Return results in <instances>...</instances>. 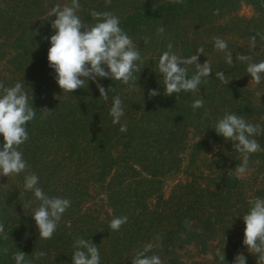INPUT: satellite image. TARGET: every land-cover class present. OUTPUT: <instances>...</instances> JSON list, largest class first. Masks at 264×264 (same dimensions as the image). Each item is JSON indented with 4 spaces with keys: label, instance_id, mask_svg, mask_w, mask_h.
Listing matches in <instances>:
<instances>
[{
    "label": "rangeland",
    "instance_id": "1",
    "mask_svg": "<svg viewBox=\"0 0 264 264\" xmlns=\"http://www.w3.org/2000/svg\"><path fill=\"white\" fill-rule=\"evenodd\" d=\"M13 1L20 3L18 9L23 12L30 10L29 5L23 4L24 0H0V15L2 8ZM87 1L88 6L98 12L115 6L114 11L120 13L119 7L123 6V0H111L109 5H106L105 0ZM117 3L120 5L116 6ZM238 3L236 9L222 12L215 19L203 18L204 23L201 22V27L197 31L194 30L196 24L194 28L186 26L188 28L182 29V34L189 35L186 41L180 38L177 41H182L180 42L183 44L182 48L185 44L189 45V54H185L181 48H173L172 51L181 58H188L197 54L198 48L203 47L204 53L199 55L198 63L202 64L207 60L213 73L223 72L225 79L219 82L238 92L240 102L234 106L240 108L243 106L242 103L249 104L252 110L246 120L264 126V120L261 119L264 117V79L259 85L252 82L246 72L248 62L237 59L239 54H245L252 57L251 62L264 60V39H261V35H264V10H257L258 8L245 0H240ZM60 5L63 7L65 4L62 2ZM84 8L83 6L79 12L82 19ZM49 10L42 9L41 16L49 17L47 15ZM10 13L14 11L10 10ZM14 14L19 17L18 13ZM88 23L94 24L95 21L90 18L86 20V24ZM180 23L184 25L182 21ZM4 25L0 17V29ZM17 27L18 25L7 36L15 37L19 33ZM208 27L210 30L207 31ZM7 36H2L0 31V82L10 87L16 82H24L20 80V75L14 68L16 59L12 58L19 57L22 49L15 48L18 40L13 37L5 39ZM252 36L256 37L254 49L250 47ZM213 37H220L227 42L228 51L233 55L231 65L225 61V52L215 49ZM22 58L21 54L18 59ZM192 66L194 68V65ZM139 67L142 68L143 75L149 73L148 68L144 70V65ZM148 76L150 81H158V85L160 81L163 82L162 76L157 72ZM140 81L148 86L144 76ZM226 81H229L228 84ZM120 83L118 81V84ZM132 85L130 83L119 88ZM137 88L135 86L134 91ZM209 90L210 88L207 91L200 89L199 92L203 91L207 95ZM260 92L262 94L258 98L257 94ZM227 97L231 96L225 95V98ZM110 104L111 99L106 107H110ZM221 106L223 107L218 111L219 117L232 107L224 102ZM208 112L209 110L205 109L199 116L203 117L204 113ZM109 118L112 120L111 117ZM204 122V119L199 120V123ZM207 133L208 129L202 125L195 128L189 126L181 148L161 154L163 158L166 156L162 166L163 172L154 177L142 171L137 164H133L134 171L128 166L125 168L126 162L121 161L119 169L115 170L116 165L113 166L114 170L107 174L106 180L98 181L96 179H98V169L101 168L99 161L101 158L99 155L93 156L90 149L89 152L83 153V157L91 158L88 162L76 164L77 169L69 165L65 169H52L48 173L51 176L45 171H39V166L35 167L31 163L32 160H28L30 170L35 174L40 172L42 179H39V186L44 192L48 196L69 199L71 206L62 215L53 234L56 236L55 242L47 243L45 241L49 239L39 237L35 221L25 220L21 224L18 222L17 217L31 215L39 204L31 191H25L24 174L0 176V223L4 225L5 232L10 228L16 229L15 238L21 241L20 248H24L25 260L31 261L32 264H72L73 243L77 237L90 239L97 245L100 264H131L136 251L147 243L155 245L148 255H159L163 264H234L238 253L245 256L246 264H257V256L251 254L243 245L242 231L245 226L242 215L248 211L251 200L256 197L264 198V151L250 154L247 172L239 174L235 167L241 162V154L235 152L230 160L227 158L231 149L230 144L225 145L224 142L206 139ZM119 134L120 131L112 127L107 129V137L111 139L107 147L115 158L119 157L120 153L121 155L125 153L123 149L125 141L119 137ZM255 139L264 149V134L256 136ZM20 150L22 151V148ZM22 152L25 158L24 151ZM220 157L222 162L219 160ZM43 160L41 159L39 164ZM257 160L260 161L258 165L255 163ZM115 171H121V175L120 173L116 175ZM108 180L113 186H109V189L106 184ZM45 183L48 192L45 190ZM83 185L85 188L82 187ZM63 186L66 188L63 189ZM118 186L120 190L116 192ZM111 192L121 199L114 201L113 208L106 200L107 196L112 195ZM187 209L193 211V216L187 222L189 232L183 234L184 229L175 225L176 215ZM114 210L120 217H128L127 224L122 225L119 231H113L109 227L110 221L115 217ZM136 211L141 212L138 218L141 224L134 220ZM165 230L166 234H164ZM61 236L64 239H60ZM38 251H43L46 255L36 260L35 253ZM221 256H224V260H221Z\"/></svg>",
    "mask_w": 264,
    "mask_h": 264
},
{
    "label": "trees",
    "instance_id": "2",
    "mask_svg": "<svg viewBox=\"0 0 264 264\" xmlns=\"http://www.w3.org/2000/svg\"><path fill=\"white\" fill-rule=\"evenodd\" d=\"M69 1L24 0L23 4L30 7L27 12L18 9L20 3L13 1L8 3L7 7L5 6L1 11V22L5 24L0 29L2 36H7L18 25L19 33L15 37L7 36L5 39L13 37L16 41L18 40L15 48L22 49L23 58L18 59L21 54L19 57H12L16 59L14 60L16 64L14 68L18 71L20 80L26 84L25 91L28 92L30 97L32 92V104L37 110L35 119L27 125L29 138L20 146L24 151V159L28 164V160H32L31 163L35 167L39 166V171H45L47 174L52 169H65L67 165L77 169L76 164L79 165L91 159L83 157V153L85 151L89 152L90 149L93 156L99 155V158H101L99 160L101 161V168L98 169V179H96L98 181L103 182L106 180L107 174L114 170L113 166L116 165L115 170H117L122 163L121 161L126 162L125 168L128 166L130 170L134 171L133 164H137L142 171L154 177L163 172L162 166L165 163L166 156L163 158L161 154L179 150L184 144L189 126L195 128L199 125L208 129L206 139L224 142L225 145L226 143L230 144L231 149L227 158L232 160V156L236 152L233 149L232 142L226 141L223 137L217 135L214 127L218 119L223 117H219L218 113L219 109L223 107L221 106L222 102L227 103V106H232L227 113H235L240 116L245 114L243 116L245 120L251 114L252 109H250L249 104L242 103L243 106L240 108L234 106L240 102L238 92L230 86L220 83V79L215 75L216 73L212 72L210 78L207 79L212 78L211 81L202 83L200 86L203 91L210 88L209 94L206 95L201 91L199 93L182 92L177 96H165L162 89L163 82L160 81L158 85V81H150L148 74L153 75L156 72L159 56L167 50L168 43H171L173 48H181L185 54H189V45L185 44L184 49L182 48L183 44H180L182 41H177L178 38L186 41L189 35L188 33L182 34V29L186 26L194 28L196 24L194 30L197 31L201 27V22L204 23L203 18L215 19L222 12L233 11L240 0H183L181 4H173L170 0H121L123 6L119 7L121 8L120 13L114 11L115 6L108 7L106 11L114 12L113 14L119 17L120 27L137 45L141 53V60L137 61V64L144 65V70L148 68L149 71L146 75L141 73L142 70L140 73H135L138 76V88L135 91V83L134 86L131 83L132 86L121 89L119 87L126 84H118V81L107 78H98L99 83L106 90L110 88V99L118 95L124 104L125 115L121 118L119 124L112 123L109 118L111 117L109 115L110 107L107 108V102L99 98V91L93 82L88 81L87 88L75 90L71 94L63 93L56 83L54 70L48 66L47 52L48 46H50L48 37L54 34V30L51 28L50 17H42L40 12L42 9L45 11L56 4H62V2L66 4ZM79 2L81 8L85 7L82 20L86 24V20L92 18L90 12L97 10L89 7L87 0H79ZM245 2L258 8L257 10H264V0H245ZM119 5L120 3H117L116 6ZM10 10L18 13L19 17L14 13L11 14ZM216 10H219L218 14H215ZM181 21L184 25H180ZM160 26L164 28L162 35L157 34V28ZM208 26H211V24H208ZM208 30H210L209 27ZM146 37L149 38L147 44L144 43ZM192 43L194 44V42ZM184 53H181V55ZM185 67L188 68L189 77L193 75L195 66L194 68L192 65H186ZM143 76L148 81L147 87L146 83L140 81ZM9 80H12V78H9ZM151 89L157 90L160 94L149 98L148 92ZM118 90H120L119 93ZM225 95L231 97L225 98ZM199 98L204 100V106L193 111L191 104ZM219 101L222 102L219 103ZM207 104L209 105L205 107ZM41 109L49 111L45 113L41 112ZM205 109L209 112L200 117L199 115ZM200 119H204L205 122L199 123ZM123 124H126L127 130L121 132L120 127ZM109 127L119 130V137L125 141L123 147L125 153L124 155L120 153L117 158L110 153L111 150L107 147L111 140L107 137ZM0 142H2V137H0ZM41 159L44 160L39 164ZM219 160L222 162V157ZM115 172L116 175L119 173L121 175V171ZM36 175L39 179H42L40 172ZM48 176L51 175L48 174ZM106 184L109 189L111 182L108 180ZM44 185L47 191V184ZM82 187L85 188V185ZM65 188L63 186V189ZM119 190V186L116 187V192ZM110 194L112 195L107 196L106 200L109 205L112 204L111 208H113L115 207L114 201L119 198L113 192ZM140 215L141 212L136 211L134 220L138 224L142 223L141 220H138ZM114 216L120 217L117 211H115ZM192 216L193 211L188 209L180 212V215H176L175 225L180 226L182 230L184 229L183 234L189 232L187 222ZM17 218L19 224L25 220L34 221L32 215H21ZM15 231V228H10L5 232L8 234V239H4L0 235V264H15L13 255L19 249L24 252V248H20L21 241L15 238ZM166 233L165 230L164 234ZM55 237L53 235L51 239L45 242L54 241ZM59 238L64 239L62 236ZM4 249H7L6 254L3 251Z\"/></svg>",
    "mask_w": 264,
    "mask_h": 264
},
{
    "label": "clouds",
    "instance_id": "3",
    "mask_svg": "<svg viewBox=\"0 0 264 264\" xmlns=\"http://www.w3.org/2000/svg\"><path fill=\"white\" fill-rule=\"evenodd\" d=\"M173 4H181L183 0H170ZM106 5L111 0H105ZM81 4L79 0H70L63 7L60 4L53 6L47 13L51 19V28L54 34L48 37L50 47L47 52L48 66L55 72V80L63 93L71 94L78 89L88 86V81L95 83L99 91V98L108 102L109 90L99 83L98 78H107L112 81H120L137 86L141 68L137 61L141 60V53L132 38L120 27V19L109 11L98 12L92 10L90 16L94 24H85L79 12ZM216 10L215 14H218ZM164 33L163 26L157 28V34ZM258 35H260L258 33ZM264 39V35H261ZM149 38L144 39L148 43ZM256 37H250V47L255 48ZM214 47L217 51L225 52V61L231 65L233 55L228 51V44L220 37H213ZM173 45L168 43L167 50L159 56L156 72L162 76L163 95L172 96L180 93H198L202 83L207 82L212 73L210 63L206 60L198 63L199 55L204 53V48L197 49V54L188 58H181L172 51ZM237 59L248 62L246 72L251 81L259 85L264 79V60L251 62L252 57L239 54ZM186 65H194L195 72L189 77ZM216 77L225 79L223 72H216ZM229 81H226L228 84ZM138 87V86H137ZM160 93L151 89L149 98ZM262 92L258 93V98ZM31 97L25 91V84L16 82L14 86L6 87L0 82V176L24 174V189L31 191L39 201L38 207L33 211L32 218L35 221L39 237L51 239L57 230L59 221L66 210L71 206V201L64 197L48 196L39 186V177L30 170V165L24 159L20 146L29 138L27 125L37 115V110L32 104ZM204 100L196 99L191 107L193 111L202 108ZM47 112V109H41ZM109 115L113 124H119L125 115L124 106L120 96L111 97ZM264 120V117L261 118ZM127 130L126 124L121 125L120 131ZM214 131L226 141H231L233 149L242 156L241 162L235 167L236 172L244 174L248 170L249 156L264 151L256 136L264 134V126L253 124L245 120L243 116L235 113H225L218 119ZM199 139V137H198ZM197 139V141H198ZM258 165L259 160L255 161ZM248 211L242 215L244 223L243 245L251 254L257 256V264H264V198L256 197L249 202ZM128 220L127 216L114 217L109 227L113 231H119ZM0 235L8 239L4 231V225L0 223ZM155 245L147 243L136 251L131 264H163L159 255H148ZM72 264H100V252L97 245L90 239L77 237L73 243ZM7 253V249L3 250ZM46 255L43 251L35 253V259L39 260ZM26 254L17 250L13 255L15 264H32L25 260ZM224 260V256H221ZM234 264H246V258L237 254Z\"/></svg>",
    "mask_w": 264,
    "mask_h": 264
}]
</instances>
